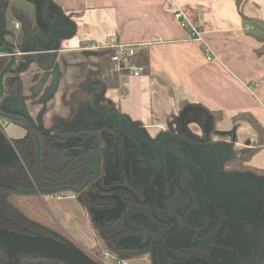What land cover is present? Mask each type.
<instances>
[{
	"label": "crops",
	"instance_id": "0c3cea01",
	"mask_svg": "<svg viewBox=\"0 0 264 264\" xmlns=\"http://www.w3.org/2000/svg\"><path fill=\"white\" fill-rule=\"evenodd\" d=\"M48 5L63 11L77 27L71 38L61 42L50 68V60L35 48L32 38L39 30L34 0H0V47L16 52L13 69L19 73L16 94L9 95L12 105L0 108H16V116L26 118L64 153L77 155L98 146L103 154L102 175L108 182H120L121 161L128 150H153L164 164L156 178L160 182L156 186L157 205L165 199L164 181L170 183L183 158L171 151L161 152L156 142L172 139L189 146L183 134L184 126L189 132L192 130V121L181 115V103L221 111L223 121L217 130L206 135L205 145L198 142L197 146L206 147L213 158L204 159L196 153L192 157L196 162L212 160L215 164L212 186L223 196L219 195L221 200L212 196L211 202L221 207L226 202L224 195L234 196L232 203H226L237 209V202L243 200L241 195L246 192L243 189L252 185L238 184L237 179L228 183L229 176L221 170L219 160L227 158V152L214 150L221 144L229 146L231 152L255 146L258 135L250 124L235 123L233 118L249 112L264 128V56H257L260 44L248 34L254 32V26L241 18L236 0H48ZM178 9H190L188 19L204 43L196 41L190 28L183 26L176 16ZM244 14L264 23V0H248ZM112 40L143 45L142 50L149 51L150 70L140 77H120V88L105 89L99 78L96 52ZM8 123L0 125L10 141L26 135L27 129L22 125L16 130L19 137L9 135L4 129ZM125 138L131 141L126 142ZM13 161L8 166L0 164V168L14 165ZM249 165L264 170V149ZM215 167L220 170L214 172ZM199 177L206 189L211 184L209 177ZM150 184L147 180L143 186ZM46 204L71 238L86 249L94 248L96 238L79 198L71 194L50 196ZM110 211L114 210L100 211L99 223ZM251 225L250 231H255L256 226ZM125 239L137 241L136 237ZM137 247L135 243L125 248ZM126 262L152 264L148 258Z\"/></svg>",
	"mask_w": 264,
	"mask_h": 264
},
{
	"label": "trees",
	"instance_id": "16d2710c",
	"mask_svg": "<svg viewBox=\"0 0 264 264\" xmlns=\"http://www.w3.org/2000/svg\"><path fill=\"white\" fill-rule=\"evenodd\" d=\"M248 0H236L239 14L244 19L246 24L254 26V32H248L252 35L260 46L256 51L257 56H264V23L248 18L244 14L245 4ZM259 32H255L258 31ZM84 46V44H83ZM2 48V47H0ZM98 67H99V78L101 81L102 88L105 89H118L121 87L120 75L115 71V65L112 62L114 52L111 48L102 47L97 50ZM11 57L8 55H0V76L4 71V68L10 63ZM136 66L144 68V72L147 73L150 70V56L149 51L139 50L137 55L132 60ZM19 73L11 71L5 73L4 81L7 77H13V81L8 89H5L4 95H15L17 90V77ZM4 97V96H3ZM180 113L182 116H189L192 113H196V121L205 128L204 134L212 135L217 130L218 124L223 121V114L221 111L214 112L205 109L204 107H198V105L188 104L186 102L181 103ZM200 109L201 111H198ZM189 111V112H187ZM187 112V113H186ZM12 115L0 108V122H13L20 124L27 129L26 135L20 140H12L14 147L20 153V160L18 163L6 167L0 168V183L5 185H11L19 189L35 190L39 188L43 190L42 194L28 195L23 193H16L11 190L0 188V227L6 230H13L18 233H31L38 232L40 234H46L36 225L45 227L47 230H52L56 234L63 238L69 239L76 246L83 249L93 260L101 258L105 253H111L116 260L123 261H134L140 258H144L149 255L145 250L141 249H127L119 248L116 242L127 234H118L124 227L123 216L115 221L111 220L108 223H113L108 229L106 225L97 223L93 217L92 212L88 209L85 202H89L97 209H103L107 207H113L115 204H107V206H101L94 204V199H91L88 194V189H95L97 182L101 184V187L106 188V184L101 180V174L98 173V165L101 159V152L99 147H93L86 152H82L77 155H70L59 150L49 139L36 128H30L25 123L19 121L14 122L8 119V116ZM234 122H245L249 123L258 138L255 146L247 150H235L233 149V155L228 163V170L230 172H236L239 174L252 173L260 178H264V170L260 171L249 165L250 160L259 154L264 149V128L262 124L256 119L251 113L246 112L238 114L234 118ZM64 135L73 136L75 133H64ZM39 140L41 146V158L40 168L46 176V178H57L63 175L73 162L79 158L87 159L92 162L93 172L90 178V182L86 185L84 190L75 192L73 189H78L86 184V178L89 171V167L85 161L77 162L75 166L63 177L60 181H50L44 178L37 168V145ZM184 137L186 135L183 134ZM160 142V140H159ZM157 145H162V151H171L174 154H179L178 150L180 144L177 140L166 139ZM109 185V184H108ZM50 189H62L60 191H52ZM71 194L80 199L83 208L85 209L88 223L92 232L96 238V245L92 249H86L83 245L78 244L73 238H71L66 231L56 222L53 215L48 211L46 204V198L50 196L64 197L65 195ZM132 205H128L127 217L134 214L135 208ZM0 257L7 259L6 255L0 252ZM23 264H61L54 260H24Z\"/></svg>",
	"mask_w": 264,
	"mask_h": 264
},
{
	"label": "water",
	"instance_id": "95a60500",
	"mask_svg": "<svg viewBox=\"0 0 264 264\" xmlns=\"http://www.w3.org/2000/svg\"><path fill=\"white\" fill-rule=\"evenodd\" d=\"M34 4L36 7L37 12V26L38 32L32 34L33 40L36 41L35 48L41 53L46 55V57L50 60V65L54 64V60L57 58V52L59 51L60 44L63 40H67L71 38L77 30V27L74 22L70 20L69 17L65 15L63 11L57 8L54 5H48V0H34ZM8 55L11 57L10 63L4 68L3 73L0 76V100L3 99L5 93V84H3V79L5 73L11 71L14 67L17 59L16 52L7 46H2L0 48V55ZM8 119L14 122H23L30 128L33 126L30 125L29 121L22 117V116H14L9 115ZM36 140H37V136ZM37 168L39 169L40 174L44 176L41 168H40V158H41V146L39 140H37ZM215 152L221 151L222 149L227 152V159H231V148L226 144H221L215 146ZM186 148H188L186 146ZM189 149V148H188ZM214 152V153H215ZM193 153L198 154L199 156L203 157L204 159L210 158L214 156L213 153H210L206 147H197L194 151H191L190 157ZM216 155V153H215ZM20 157V153L12 144L6 134L3 131V127L0 125V164L1 165H11L13 164V160L15 158ZM137 159L138 161H147L150 164L148 167L147 165H140V171L134 175L132 169V161ZM85 161L89 167V171L87 174L86 184L78 189H71L75 192L84 190L86 185L89 182L90 175L92 173V162L79 158L77 161L73 162L70 166H68L67 170L63 173L62 176L57 178H46L50 181H60L63 177L71 170L73 166L77 164V162ZM163 158L150 149H145L142 147H135L134 149L128 150L122 158V172L124 174L125 180H127V185H125L121 189H116L119 191H124L129 194L132 199L137 202L141 203L142 205H148L151 207L153 216L155 221H157L161 225L167 226H174L169 228L164 233L158 235V237L152 243V254H151V262L152 264H159V249L162 246L161 242L165 240L168 236L172 234H176L179 232L187 231V228H182V223L178 218L174 217H167L166 219L162 220L158 216L155 215V205L158 198L157 188L154 184V181L149 186L144 187L143 183L149 180L150 177L154 178V175L159 173L163 169ZM99 169L100 166L98 165ZM222 170V169H221ZM182 177L185 178V186H181ZM247 175H244L246 177ZM248 176H251L248 174ZM175 179L170 181L168 184L169 188H173L174 186L177 187V192H179V199L181 200L182 197H185L184 202L186 203V207H184V212H187L184 215V218L189 220V214L191 212V208L193 206L199 211L196 222H201L202 218H204V222L207 223L201 225V228H207L209 226L205 235L215 229V227L221 225L219 231V237H222V250L218 251L217 254L222 256L220 262L226 260L227 264H239L241 260H245L244 253H250L251 250L255 253L261 247L264 250V245H261V237L264 234V222L262 223L263 219L259 218V221L254 222L256 226L255 231H250L247 233L252 234V239H257L256 243H249L250 240L245 241L243 244L246 246L242 247L240 245L232 246L229 243H232L236 239L239 238L242 231H246L245 223L243 219L237 213H232L228 210L225 212L221 207L225 206H218L215 203L211 202L207 197L204 196L202 191V182L201 177H199L198 170L194 164L190 163H182L177 172L174 176ZM243 178V177H241ZM228 183H234L236 181H231L228 178ZM167 187V181L164 183V188ZM0 188L8 189L16 193H23L28 195H36L42 194L43 190L39 188H35V190H29L24 188H17L11 185H5L0 183ZM138 188L144 196V201L142 202L138 195L135 193V189ZM62 189H50L49 193L52 191H60ZM243 190L251 191V187L244 188ZM253 192V191H252ZM225 201L232 203V201L228 200V196L224 195ZM216 197H214L215 199ZM249 198V197H248ZM253 198V193H250L249 200ZM141 202H140V201ZM247 200V201H249ZM243 200H239L242 202ZM226 208V206H225ZM253 212V211H252ZM258 213H264V207ZM252 213L251 215H253ZM255 216V215H254ZM192 218V217H191ZM255 219V218H254ZM190 221V220H189ZM202 222V223H204ZM42 231L46 233L44 234H34V233H18L13 230H6L0 227V252L6 255L7 259L0 257V264H23L24 260H38V259H45V260H54L61 264H99L96 260H93L83 249L76 246L73 242H71L67 238H63L60 235L56 234L52 230H47L45 227L36 225ZM228 238L225 241V238ZM229 242V243H228ZM243 242V241H241ZM161 244V245H160ZM199 246L198 242L193 243V247ZM237 252L241 254L240 257L237 258ZM215 254V253H214ZM239 254V255H240ZM264 255V253H263ZM261 256V255H260ZM260 261L264 262V256H261ZM211 264V262L204 259L202 263Z\"/></svg>",
	"mask_w": 264,
	"mask_h": 264
},
{
	"label": "flooded vegetation",
	"instance_id": "af4514ba",
	"mask_svg": "<svg viewBox=\"0 0 264 264\" xmlns=\"http://www.w3.org/2000/svg\"><path fill=\"white\" fill-rule=\"evenodd\" d=\"M188 136L190 138V139H187L189 142L188 143L189 149H186L185 145H180L183 148L180 147L181 150L180 148L178 149L180 150L179 155L183 158L182 163L183 164L188 163V162L193 163L198 170V174H201V176L205 178L209 177V183L211 184H208L206 189L202 187L203 188L202 191L205 197H207L211 201L212 196L213 197H218L219 195L220 197L223 196L222 191H219L215 186H212L213 184L212 174H213V169L215 166V164L212 163V160L211 161L204 160L203 162L200 163V162H196L193 159L192 156L194 155V153L190 157L191 151H194L196 149V147L198 146V142L203 143L200 145H205L204 143L206 139L204 140L201 139V141L200 140L196 141V139H198L197 137L193 135H188ZM162 145H158L160 146V148L158 147L159 150L162 149ZM161 152H165V151L161 150ZM101 155L103 156L102 152H101ZM232 155H233V152H232ZM102 156H101V159H102ZM101 159L99 163L100 169L98 167L97 170H98V173L101 174V180L106 184V188L101 187L100 182L99 183L97 182L96 188L92 190L93 192L96 191V193L98 192L99 194L104 195L106 197L104 198L103 202L101 201V202H94V203H98L101 206H107V204L116 203L115 199H113L114 201L112 203V200L108 196L122 194L124 198L123 206L121 205L122 206L121 208L123 210L122 215H119L117 217H111V218L107 217L103 221L104 224L102 225H106V228L108 229L113 224L112 222L108 223V221H111L110 219L115 221L123 216L124 227L118 234H122V233L127 234L122 239L129 238V237H136L137 239L136 245L138 244L139 247L135 249H141V250L147 251L149 253L148 255L149 257L146 256L144 258H148L151 261V254H152L151 249L153 246L152 245L153 241L158 237V235H160L161 233H164L169 228L174 227L175 225L174 226H167V225L164 226V225L159 224L157 221H155L150 206L137 203L126 192L122 190L121 191L116 190L117 188L121 189L125 185H127V180H125L124 174L122 171H120L119 173V175H121L119 183H112V182H108L107 180H104V177L102 175ZM219 160L222 162L220 166L224 174L229 176V178L232 179V181L237 179L239 181L238 184L244 183V184H247L248 186L252 185L251 191L249 190V187H246L248 188L249 191L246 190L245 194H243L244 192L242 193L243 195H241V197L243 198V201L237 202L238 203L237 204L238 206H236L237 209L235 208V206H230L226 202L224 204L226 208L225 206L221 207L224 212L228 210L232 213L239 214L240 217L243 219L244 223L246 224L245 225L246 231H242L239 238L233 241L232 243L228 242L232 246L240 245L244 247L246 245L243 243L253 238L252 234L247 233V231H250L252 227L251 224L254 225L255 220L259 221V218L263 219L262 223L264 222V213H258L264 207V178H260L257 175H254L249 172L243 173V174H239L236 172L232 173L228 170V163L231 159L227 160V158L225 157H220ZM18 161H19V158H15V164L18 163ZM138 163L139 165H147L146 167H148V165L150 164L149 162L144 161V160L142 161L139 160ZM121 168H122V161H121ZM132 169H133V165H132ZM216 170H220V169H217L215 167L214 172H216ZM139 171L140 170L135 172L133 169V173H134L133 176H135V174L138 173ZM92 172H93V169H92ZM248 174H250L251 176H248ZM91 175H90V178H91ZM244 175H247V176L244 177ZM174 176L172 177L173 179H175ZM181 178H182L181 186L184 187L185 178L182 176ZM153 181L154 179L150 177L149 182L152 184ZM89 182H90V179H89ZM88 191H91V189H88ZM135 193L138 195L139 199L143 202L144 196L138 188L135 189ZM164 193H166V195H165L163 204L157 205L156 203L155 205L156 207L155 215L158 216L162 220L166 219L167 217L178 218L182 223L181 225L182 228H187L188 230L184 232L172 234L168 236L167 238H165L164 241L161 242L162 246L159 249L160 251H159L158 263L159 264H205V262L202 263V261H204L205 259L211 262V264H227L226 260L224 259L222 262H220V260L222 259V256L217 254L218 251H221L223 249L222 248V237H219V234H218L222 224L215 227V229L211 230L208 233V235H205L204 233L207 232L210 225L207 226V228H201V225H204L205 227V224L207 223V221L204 222V218L201 219L202 220L201 222H196L195 219L199 211L196 209L195 206L191 208V212L188 215L190 218L189 219L190 221L184 218V215L187 213V212H184V207H186L185 206L186 203L184 202L185 197H182L181 200L179 199L180 196H179V192H177V187L174 186L173 188H169L168 183H167V187L165 188ZM207 193L209 195H207ZM250 193H253V198L249 200ZM232 197L234 196H231V197L228 196V200L232 201L233 199ZM128 205H132L133 207L131 208H135L134 214L130 217H127V213H126L127 210L130 209L128 208ZM114 209L115 208L113 206L111 208L107 207L103 209L101 208L99 210L107 211V210H114ZM252 213H254L255 216L254 215L252 216L251 215ZM253 220L254 222L252 223ZM31 233L37 234L38 232L31 231ZM138 238L141 239V241ZM228 238L226 237L225 241H227ZM261 240H262L261 245H264V234H263V237H261ZM118 241L116 242L117 246H118L117 244ZM194 242H198L199 246L193 247ZM256 242H257V239H252L249 241L250 244L256 243ZM141 245L146 246V249L142 248ZM127 249H131V248H127ZM263 253H264V250H262L261 247L255 253L252 250L250 253H244L243 257L247 259L245 260L242 259L241 263L239 261V264H264V262L260 261V259H263L261 258V256H264ZM239 254L240 253L237 252L236 254L237 258L241 256V254L240 255Z\"/></svg>",
	"mask_w": 264,
	"mask_h": 264
},
{
	"label": "rangeland",
	"instance_id": "374dc122",
	"mask_svg": "<svg viewBox=\"0 0 264 264\" xmlns=\"http://www.w3.org/2000/svg\"><path fill=\"white\" fill-rule=\"evenodd\" d=\"M255 32H259V30L258 31H255ZM12 78H14V76L12 77H7L6 79H5V84H6V87L7 88H9L10 87V81L12 80ZM11 102H12V99L10 98V96L9 95H4V97H3V99L2 100H0V106H4V105H8V103L10 104V105H12L11 104ZM13 107V106H12ZM198 107H201V106H198ZM15 110H17L16 108H14L13 107V109L12 108H9V107H7V109H6V111H8L9 113H11L12 115H14V116H16L15 114H18L19 112H17V111H15ZM198 111H201L200 109H197ZM187 121H192V122H190L191 124V126L190 127H192V130H193V132H189V130H188V128H187V126H184V130L186 131V133L184 134V135H186V139H190L189 138V136L188 135H193V136H195V137H197L198 139H196V141L197 140H199V139H206V135L207 134H204L205 133V128H202V126L199 124V122L198 121H196V113H192V114H190L189 115V117H188V119H187ZM0 123H5V122H0ZM20 125V124H19ZM18 124H16V123H13V122H10V123H8L6 126H4L5 128V130L7 131V133L9 134V135H12L13 137H19V134L17 133V131H19V126ZM18 127V128H17ZM17 130V131H16ZM196 132H197V134H196ZM193 133H195V134H193ZM188 134V135H187ZM164 140H166V139H162V140H160V142H162V141H164ZM125 141L126 142H130L131 141V138H129L128 140H127V138H125ZM159 142V141H158ZM159 142V143H160ZM158 146V145H157ZM198 162V161H197ZM201 163V162H200ZM133 169H134V171L136 172V171H138V170H140V165H139V163H138V160H136V159H134V161H133ZM166 169V168H165ZM165 171V170H164ZM159 174V173H158ZM158 174H156L155 176H154V184H155V186H157V184H159L160 182H159V180L158 179H156L157 178V176H158ZM166 180V179H165ZM164 183H165V181H164ZM159 189H160V187H159ZM88 194L90 195V197H91V199H95L96 201H98V202H103V200H104V195H101V194H99L98 192L96 193V191L95 192H93V190H91V191H88ZM95 195L97 196V197H95ZM111 200H112V203H113V199H115V201H116V203H115V205H114V211H110L109 213H108V217L109 216H111V217H117V216H119V215H122V208H121V200H123L124 198H123V195L122 194H117V195H113V196H108ZM218 200H221L220 199V197L218 196ZM85 204H86V206H88V209H90V211L92 212V214H93V217H94V219H95V221L97 222V223H99L100 222V219H101V214H100V210L99 209H97V207L95 208L94 207V205H92L91 203H87V202H85ZM94 204H96V205H98L97 203H94ZM103 216V215H102ZM105 216V215H104ZM110 220H112V219H110ZM101 225L102 224H104V222H102V223H100ZM106 224H108V223H106ZM139 239V238H138ZM140 241H141V239H139ZM134 243H136V242H134L132 239H124V240H122V242L121 241H118V247H120L121 249L122 248H124V247H129V246H133V245H135ZM109 254H111V253H109ZM112 255V254H111ZM113 256V255H112ZM114 257V256H113ZM149 257V256H148ZM102 258V257H101ZM101 258H97V262L99 263V264H101V262H100V260H101ZM129 263V262H128Z\"/></svg>",
	"mask_w": 264,
	"mask_h": 264
},
{
	"label": "built area",
	"instance_id": "2783aa9c",
	"mask_svg": "<svg viewBox=\"0 0 264 264\" xmlns=\"http://www.w3.org/2000/svg\"><path fill=\"white\" fill-rule=\"evenodd\" d=\"M189 12L190 9L186 11L178 9L176 16L180 21H182L185 28H190L191 34L196 38V41L204 43L203 36L188 19ZM104 47L111 48L113 50L114 56L112 57V62L115 65V71L119 73L120 77L131 75L140 77L145 74L144 68L136 66L132 61L139 50L143 49V45H126L112 40ZM205 49L207 53L211 52L207 47ZM100 262L101 264H128L126 261L120 262L116 260V258L109 253H105Z\"/></svg>",
	"mask_w": 264,
	"mask_h": 264
}]
</instances>
